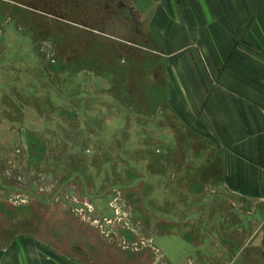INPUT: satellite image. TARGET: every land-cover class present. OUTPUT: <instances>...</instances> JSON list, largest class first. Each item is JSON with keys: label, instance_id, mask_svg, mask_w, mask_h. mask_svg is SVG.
Returning a JSON list of instances; mask_svg holds the SVG:
<instances>
[{"label": "rangeland", "instance_id": "rangeland-1", "mask_svg": "<svg viewBox=\"0 0 264 264\" xmlns=\"http://www.w3.org/2000/svg\"><path fill=\"white\" fill-rule=\"evenodd\" d=\"M133 1L0 0V50L15 17L8 44L19 32L31 35L60 94L57 103L33 99L41 114L31 110L26 123L42 131L21 126L13 102L14 116L2 115L0 140H14L0 146V256L14 264H169V245L160 249L154 233V194L147 196L154 184L140 179L154 169L126 156L144 138L145 148L169 145V121L153 115L175 91L182 97L186 63ZM45 109L66 123L47 131L54 142L45 136Z\"/></svg>", "mask_w": 264, "mask_h": 264}, {"label": "crops", "instance_id": "crops-1", "mask_svg": "<svg viewBox=\"0 0 264 264\" xmlns=\"http://www.w3.org/2000/svg\"><path fill=\"white\" fill-rule=\"evenodd\" d=\"M133 5L186 63L182 97L171 93L166 111L153 115L169 121V145L145 148L144 138L127 149L137 167L154 169L150 180L140 179L154 184L147 196L154 194L158 246L169 245V264H264V0ZM6 100L0 88V106ZM31 110H22L21 126L28 130ZM154 134L161 140L160 130ZM47 139L56 140L51 133ZM12 259L0 256V264H14Z\"/></svg>", "mask_w": 264, "mask_h": 264}, {"label": "trees", "instance_id": "trees-1", "mask_svg": "<svg viewBox=\"0 0 264 264\" xmlns=\"http://www.w3.org/2000/svg\"><path fill=\"white\" fill-rule=\"evenodd\" d=\"M13 24L14 21L11 20L8 22L6 27H12ZM6 27H4V33L1 37V39H3V43L7 46L5 50H0V78H2L0 88H3L7 92L11 101L8 102L6 100L0 106V129L4 124L3 121L6 120L3 119V114L9 115L10 117L14 116L13 103L16 106H19L23 111L27 112V109L31 108L36 109V111L41 114L38 110V105L34 100L43 102L50 99L53 103H57L59 98L58 96L60 95L57 90V86L48 78L49 74L43 65L42 54L35 53L39 51L35 50L36 45L34 44V39H32L31 35L29 36L26 32H19L17 33L19 36L15 39L14 44L12 43L10 45L8 44V40L5 38V33L7 32ZM34 54L38 57L40 56L41 59L38 58L37 62L30 61L31 59L28 56L32 57ZM22 61L25 62L24 65L23 63L21 64ZM9 66H13L15 69L13 68L12 71H9L11 70V68L7 69ZM13 74L14 78L11 77ZM55 94L56 96H54ZM61 99H64V97L62 96ZM11 107L12 110L10 109ZM3 110H5L6 113H3ZM13 119L17 121V119ZM57 120L58 121L55 120V117L53 118L50 111L45 109V132L48 130L55 131L53 122H56V125H66V123H62L60 119ZM24 122H26V120ZM31 128L39 129V127L35 125H32ZM4 134L8 136L9 132L4 130ZM13 140L14 139L10 138L3 141L0 140V146L12 147L13 143L11 141Z\"/></svg>", "mask_w": 264, "mask_h": 264}]
</instances>
